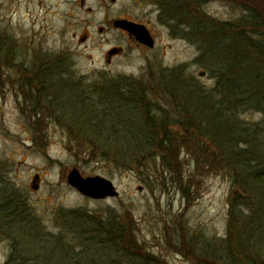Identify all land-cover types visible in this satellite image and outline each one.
Returning <instances> with one entry per match:
<instances>
[{
  "label": "rangeland",
  "instance_id": "374dc122",
  "mask_svg": "<svg viewBox=\"0 0 264 264\" xmlns=\"http://www.w3.org/2000/svg\"><path fill=\"white\" fill-rule=\"evenodd\" d=\"M188 1L0 0V33L13 42L16 56L14 67L0 72V264L13 252H21L26 240L44 245L43 235L60 232L59 212L76 209L123 218L128 214L138 245L156 264H198L199 256L225 263L233 184L224 170L197 169L188 155H181L183 176L193 186L189 196L193 202L188 205L167 175L157 179L151 164L129 171L98 155L77 159L67 150V133L54 118L32 119L37 110L41 116L48 115L45 107L49 106L52 117L67 115L73 108V101L67 100L77 90L92 97L91 85L118 77L140 79L176 69L184 82L196 79L199 87H214L215 76L207 69L201 42L192 33L195 16H199L196 10L222 22L238 20L243 11L233 0H200L196 9L193 2L198 0ZM118 20L144 25L155 41L154 48L138 44L114 27ZM111 50L117 53L108 57ZM51 59L58 63L47 71L48 77L33 80L30 68ZM39 90L43 99L37 108L34 97ZM48 101L53 102L48 105ZM258 117L247 113L239 120ZM38 120L42 125L36 124ZM73 169L83 178L109 180L118 196L105 200L83 196L66 181ZM18 202L23 206L14 208ZM24 217L27 219L21 222L19 218ZM181 237L188 241L187 246L180 244ZM68 239L72 241V237ZM232 241L238 253L264 258V240L255 237L239 246L236 239ZM181 250L189 253L185 256ZM23 252L28 264H50L49 259L38 262L36 255L41 257V251ZM144 263L142 259L128 264Z\"/></svg>",
  "mask_w": 264,
  "mask_h": 264
},
{
  "label": "trees",
  "instance_id": "16d2710c",
  "mask_svg": "<svg viewBox=\"0 0 264 264\" xmlns=\"http://www.w3.org/2000/svg\"><path fill=\"white\" fill-rule=\"evenodd\" d=\"M233 1L243 11L236 21H216L196 10L199 16H195L192 33L201 42L207 69L215 76L211 89L199 87L196 79L180 80L176 69L140 79L118 77L91 85L92 97L77 90L67 100L73 101L67 115L63 112L60 117H52L49 106L45 107L48 115L41 116L36 109L32 116L43 121L54 118L67 133V150L77 159L98 155L129 171L143 170L151 164L157 179L167 175L188 205L193 202L189 199L193 186L190 178L183 176L181 155H188L197 169L224 170L233 184L226 261L199 256L198 264H264V258L238 253L232 241L236 239L239 246L255 237L264 240V0ZM200 3L194 1L193 7L196 9ZM12 48L10 38L0 33V56L4 52L0 72L14 67ZM56 60L30 68L33 80L46 79ZM19 66L27 72L23 64ZM36 81L41 85L40 80ZM36 93L35 105L39 108L43 96L40 90ZM53 93L57 96L55 89ZM247 113L258 114L259 119L239 120ZM36 124L40 126L42 121ZM22 206L18 202L14 208ZM127 216L80 209L60 211L59 234L43 235L44 245L26 240L23 250L30 254L41 251V257L36 255L38 262L49 259L50 264H128L142 259L144 264H156L154 257L138 245L131 228L133 221ZM26 219L19 218L21 222ZM180 239L183 247L188 245L184 237ZM23 250L13 252L5 264H28ZM180 252L185 256L189 253Z\"/></svg>",
  "mask_w": 264,
  "mask_h": 264
},
{
  "label": "water",
  "instance_id": "95a60500",
  "mask_svg": "<svg viewBox=\"0 0 264 264\" xmlns=\"http://www.w3.org/2000/svg\"><path fill=\"white\" fill-rule=\"evenodd\" d=\"M113 26L127 32L138 44L148 49L154 48L155 41L144 25L118 20L113 22ZM115 53H117V50L109 51L108 57ZM202 76H204V73L201 72L200 77ZM37 180L38 177H34V182ZM66 181L69 186L80 194L93 200H105L118 196V192L109 180L98 176L83 178L76 169L71 170L67 174ZM34 189H37V187H34Z\"/></svg>",
  "mask_w": 264,
  "mask_h": 264
}]
</instances>
